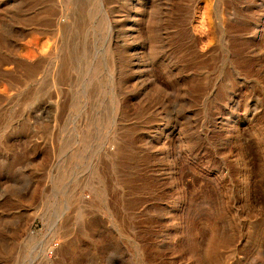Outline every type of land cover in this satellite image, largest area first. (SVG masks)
Returning <instances> with one entry per match:
<instances>
[{
  "label": "rangeland",
  "instance_id": "1",
  "mask_svg": "<svg viewBox=\"0 0 264 264\" xmlns=\"http://www.w3.org/2000/svg\"><path fill=\"white\" fill-rule=\"evenodd\" d=\"M0 264H264V0H0Z\"/></svg>",
  "mask_w": 264,
  "mask_h": 264
},
{
  "label": "bare ground",
  "instance_id": "2",
  "mask_svg": "<svg viewBox=\"0 0 264 264\" xmlns=\"http://www.w3.org/2000/svg\"><path fill=\"white\" fill-rule=\"evenodd\" d=\"M60 25V24H59Z\"/></svg>",
  "mask_w": 264,
  "mask_h": 264
}]
</instances>
